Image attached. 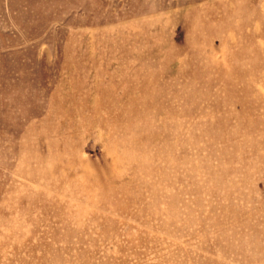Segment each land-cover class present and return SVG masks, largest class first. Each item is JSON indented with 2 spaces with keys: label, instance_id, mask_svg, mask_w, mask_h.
I'll use <instances>...</instances> for the list:
<instances>
[{
  "label": "rangeland",
  "instance_id": "rangeland-1",
  "mask_svg": "<svg viewBox=\"0 0 264 264\" xmlns=\"http://www.w3.org/2000/svg\"><path fill=\"white\" fill-rule=\"evenodd\" d=\"M0 264H264V0H0Z\"/></svg>",
  "mask_w": 264,
  "mask_h": 264
}]
</instances>
